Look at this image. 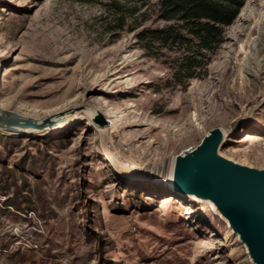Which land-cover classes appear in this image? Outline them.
<instances>
[{
  "label": "rangeland",
  "instance_id": "rangeland-1",
  "mask_svg": "<svg viewBox=\"0 0 264 264\" xmlns=\"http://www.w3.org/2000/svg\"><path fill=\"white\" fill-rule=\"evenodd\" d=\"M259 10L244 0L206 73L180 88L137 37L164 24L155 0L119 31L99 0H0V109L52 122L0 121V264H251L168 175L217 126L223 155L264 167V29L258 70L242 66Z\"/></svg>",
  "mask_w": 264,
  "mask_h": 264
},
{
  "label": "water",
  "instance_id": "water-1",
  "mask_svg": "<svg viewBox=\"0 0 264 264\" xmlns=\"http://www.w3.org/2000/svg\"><path fill=\"white\" fill-rule=\"evenodd\" d=\"M0 121L8 129H40L41 123L12 111H4ZM95 121L106 120L98 114ZM235 129V121L229 124ZM227 135L222 126L212 128L193 148L173 155L169 165V187L182 196L206 202L225 221L243 244L251 264H264V167L235 161L220 152Z\"/></svg>",
  "mask_w": 264,
  "mask_h": 264
},
{
  "label": "trees",
  "instance_id": "trees-1",
  "mask_svg": "<svg viewBox=\"0 0 264 264\" xmlns=\"http://www.w3.org/2000/svg\"><path fill=\"white\" fill-rule=\"evenodd\" d=\"M149 1L99 0L116 23L115 31L124 29L129 17L140 15ZM243 4L244 0H155L156 16L164 24L141 28L137 32L140 46L148 56L164 58L172 86L185 88L191 79L206 73L225 39V27Z\"/></svg>",
  "mask_w": 264,
  "mask_h": 264
},
{
  "label": "bare ground",
  "instance_id": "bare-ground-1",
  "mask_svg": "<svg viewBox=\"0 0 264 264\" xmlns=\"http://www.w3.org/2000/svg\"><path fill=\"white\" fill-rule=\"evenodd\" d=\"M264 10H259L257 12V17L255 19V27L257 28V34L250 36L247 41L248 48L245 50L246 59L243 61L242 66L249 72H254L258 70L259 60L256 57L255 50L258 49V41H261L260 33H263L264 29ZM260 43V42H259ZM255 69V70H254ZM3 113V110L0 109V115ZM169 182V181H168ZM192 198V197H191Z\"/></svg>",
  "mask_w": 264,
  "mask_h": 264
}]
</instances>
